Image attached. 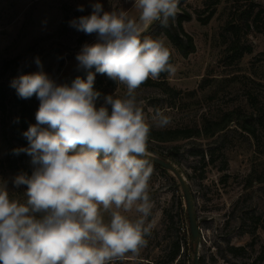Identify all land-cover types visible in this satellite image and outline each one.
I'll use <instances>...</instances> for the list:
<instances>
[{
    "label": "rangeland",
    "instance_id": "374dc122",
    "mask_svg": "<svg viewBox=\"0 0 264 264\" xmlns=\"http://www.w3.org/2000/svg\"><path fill=\"white\" fill-rule=\"evenodd\" d=\"M211 1L179 0L177 15L192 16L183 26L193 37L196 51L183 58L166 38L176 68L168 82L178 95L169 96L158 88L141 85L137 98L144 101L146 122L155 129L202 128L208 120H219L236 110L253 117L256 136L232 122L213 137L149 141L148 147L164 154L178 147L175 164L193 192L203 264H255L264 249V181L259 180L264 178V0H222L216 8ZM95 3H100L104 11L123 9L130 16H138L134 0H0L3 86L10 87L21 75L41 71L64 84L78 73L77 54L85 44L96 43L98 37L78 31L71 22L91 15ZM80 6L83 11L78 10ZM212 9H216L214 16L203 24L201 19ZM37 57L40 65L35 63ZM101 78L108 95L124 98L125 85L116 81L111 84L113 80L106 74ZM39 104L36 98L35 123ZM156 109L172 117L169 126L158 128L153 124L151 116ZM17 112L14 105H8L5 111L0 109V161L7 156L8 142H16ZM18 175L0 166V187L6 188L11 199L24 201L27 190L23 184L14 183ZM149 195L153 208L148 219L154 227L145 237L147 245L138 257L128 254L121 264L156 260L167 264L172 241L184 239V235L190 238L186 201L176 176L153 168ZM126 215L132 219L137 216L134 211ZM104 219L108 221V213H104ZM195 247L191 240L189 245L182 243L171 264H190Z\"/></svg>",
    "mask_w": 264,
    "mask_h": 264
},
{
    "label": "clouds",
    "instance_id": "9594fccd",
    "mask_svg": "<svg viewBox=\"0 0 264 264\" xmlns=\"http://www.w3.org/2000/svg\"><path fill=\"white\" fill-rule=\"evenodd\" d=\"M178 4L134 0L138 16H130L95 3L91 15L71 22L98 37L76 56L86 80L78 76L71 86L58 84L41 71L11 82L19 98L35 95L40 101L36 123L23 133L28 147L14 150L26 152L37 167L31 177L14 180L27 185L24 201L0 187V264H114L128 254L138 257L147 245L154 227L148 219L151 125L137 89L161 73L174 75L176 68L166 37L141 39V33L156 20L175 21ZM35 63L40 65L38 57ZM93 67L125 85L124 98L108 95L97 108L101 94L93 88ZM151 120L158 128L172 123L160 109ZM133 211L134 219L126 215Z\"/></svg>",
    "mask_w": 264,
    "mask_h": 264
},
{
    "label": "trees",
    "instance_id": "16d2710c",
    "mask_svg": "<svg viewBox=\"0 0 264 264\" xmlns=\"http://www.w3.org/2000/svg\"><path fill=\"white\" fill-rule=\"evenodd\" d=\"M221 1L222 0H212L210 4L214 8H216V6L221 3ZM215 10L216 9H212L206 18L201 19L203 24H208V22L214 16ZM191 19L192 16L190 14L181 13L176 16L175 21L169 19L166 26L160 25V23L157 22L153 26L149 27L145 31V33L141 35V39H143L144 37H151L155 39L158 36H164L169 40V42L183 58H187L190 54L196 51V45L194 43L193 37L185 31L183 26L184 21H189ZM174 62L175 58L171 49L170 63L174 64ZM63 64L64 59L62 58L60 62V68L63 66ZM80 70L82 69L80 68L79 71ZM93 73L95 74L93 88L95 91H98L101 94L96 101V107L99 108L100 106L104 105L105 97L108 96V93L104 91L103 83H100L102 80L101 77H103V75L105 74H100L96 71H94ZM168 76V73H161L158 80L154 81L152 79H149L142 85L158 88L169 96L176 97L178 95V92L170 86L168 82ZM112 82L113 83L111 84H115V81ZM100 85H102V87ZM36 98L37 97L33 95L29 99H21L18 97L16 90L13 87H4L2 82H0V109L2 111H5L8 105H14L18 109L17 119L16 121H14V128L16 129L15 132H17L18 136L15 143L11 141L8 142V153L7 156L0 161V166L6 168L10 173L24 174L28 177H31L33 171L37 166L31 163L32 157L26 152L21 151L19 152V154H16L14 150L28 147V141L23 136V133L27 131L29 125L35 124L34 100H36ZM108 107L110 111V106ZM232 122H236V125L239 126L243 131L256 136V126L254 124L253 117L243 116L241 115L240 111L236 110L226 113L219 120H208L202 128H199L198 126L175 129H155L151 127L149 141L165 143L183 139L185 140L200 137H213L216 134L226 130ZM177 150L178 147H175L174 150H171L168 153L164 154L155 150L154 148L148 147L149 152H152L156 156H159L168 161H172L174 163ZM151 165L153 168L159 169L163 172H169V170L162 168L157 164L151 163ZM259 180L260 182H263L264 178H260ZM24 190H27V185H24ZM184 237V239L183 237H177L172 241L171 250L168 254L167 264H171L177 259V256L179 255L182 248V243L189 245L191 237L189 236L190 238L188 239L186 238V235H184ZM230 249L233 250V247ZM121 261L122 260H118V264H121ZM189 261L190 264H193V257H191ZM164 262L165 261L160 262L156 260L151 261L148 264H164ZM179 264H185V261H182ZM200 264H203L202 258H200ZM255 264H264V249H262V251L260 252Z\"/></svg>",
    "mask_w": 264,
    "mask_h": 264
},
{
    "label": "water",
    "instance_id": "95a60500",
    "mask_svg": "<svg viewBox=\"0 0 264 264\" xmlns=\"http://www.w3.org/2000/svg\"><path fill=\"white\" fill-rule=\"evenodd\" d=\"M159 20L154 21L151 25L153 26L156 24V22ZM145 33V32H143ZM141 33V35L143 34ZM90 71L94 72L96 71L93 67ZM87 71L82 69L78 73H76L73 77H71L67 82L64 84H67L71 86L72 81L76 77H80L82 79H85L87 77ZM150 153V152H149ZM150 162L159 165L162 168H165L169 171H171L176 178L178 179L181 188L183 190L184 198L186 201V208H187V215H188V222H189V229H190V237L191 242L195 244V250H194V256H193V264H200V256H199V245H200V227L198 223V216L195 208V200L193 196V192L182 172V170L172 161H168L166 159H163L159 156H156L155 154L151 153V156L149 157Z\"/></svg>",
    "mask_w": 264,
    "mask_h": 264
},
{
    "label": "flooded vegetation",
    "instance_id": "af4514ba",
    "mask_svg": "<svg viewBox=\"0 0 264 264\" xmlns=\"http://www.w3.org/2000/svg\"><path fill=\"white\" fill-rule=\"evenodd\" d=\"M200 232H201V229H200ZM200 238H201V233H200Z\"/></svg>",
    "mask_w": 264,
    "mask_h": 264
}]
</instances>
